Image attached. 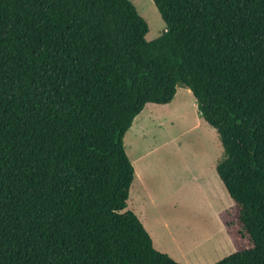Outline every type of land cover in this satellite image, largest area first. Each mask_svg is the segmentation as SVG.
<instances>
[{"label":"trees","instance_id":"1","mask_svg":"<svg viewBox=\"0 0 264 264\" xmlns=\"http://www.w3.org/2000/svg\"><path fill=\"white\" fill-rule=\"evenodd\" d=\"M0 0V264H180L127 210L123 143L148 103L190 91L223 156L233 252L264 264V0Z\"/></svg>","mask_w":264,"mask_h":264},{"label":"rangeland","instance_id":"2","mask_svg":"<svg viewBox=\"0 0 264 264\" xmlns=\"http://www.w3.org/2000/svg\"><path fill=\"white\" fill-rule=\"evenodd\" d=\"M129 1L148 25L146 41L158 38L166 25L152 0ZM188 91L178 87L168 105L147 104L126 132L136 174L127 210L142 221L157 251L180 264H213L233 252L218 218L233 202L215 172L223 156L218 136ZM142 181L148 183L145 204Z\"/></svg>","mask_w":264,"mask_h":264},{"label":"crops","instance_id":"3","mask_svg":"<svg viewBox=\"0 0 264 264\" xmlns=\"http://www.w3.org/2000/svg\"><path fill=\"white\" fill-rule=\"evenodd\" d=\"M188 92H189V91H188ZM189 93H190V92H189ZM174 97H175V96H174ZM173 99H174V98H173ZM170 103H171V102H170ZM170 103H169V104H170ZM148 104H152V103H148ZM146 105H147V104H146ZM146 105H145V106H146ZM156 105H158V104H156ZM165 105H168V104H165ZM195 105H196V104H195ZM144 108H145V107H144ZM196 108H197V107H196ZM142 111H143V110H142ZM142 111H141V112H142ZM200 117H201V116H200ZM201 119H202V118H201ZM200 121H201V120H200ZM202 122H203V120H202ZM203 123H204V122H203ZM154 148H155V147H154ZM154 148H153V149H154ZM153 149H152V150H153ZM150 151H151V150H150ZM139 158H140V157H138L137 160H139ZM137 160H136V161H137ZM137 178H138V177H137ZM135 179H136V174H135ZM135 179H134V180H135ZM220 182H221V181H220ZM140 184H141V186H142V187H141V190H143V193H141V196H142V199H144L143 203L145 204V203H148V202H149V201H148V200H149L148 183L145 182V181H142ZM222 185H223V184H222ZM139 186H140V185H138V188H139ZM130 188H131V187H130ZM139 189H140V188H139ZM133 213H134V212H133ZM134 214H135V213H134ZM138 219H139V218H138ZM139 220H140V219H139ZM140 222L142 223L141 220H140ZM219 223H220V221H219ZM220 224H221V223H220ZM142 225H143V223H142ZM143 226H144V225H143ZM221 226H222V225H221ZM222 227H223V226H222ZM144 228H145V227H144ZM223 229H224V228H223ZM145 230H146V229H145ZM146 231H147V230H146ZM224 231H225V230H224ZM147 233H148V231H147ZM225 233H226V232H225ZM148 234H149V233H148ZM226 235H227V234H226ZM149 236H150V235H149ZM150 238H151V236H150ZM151 240H152V238H151ZM152 243H153V241H152ZM168 256H169V255H168Z\"/></svg>","mask_w":264,"mask_h":264}]
</instances>
